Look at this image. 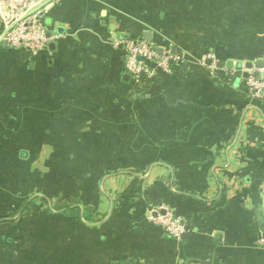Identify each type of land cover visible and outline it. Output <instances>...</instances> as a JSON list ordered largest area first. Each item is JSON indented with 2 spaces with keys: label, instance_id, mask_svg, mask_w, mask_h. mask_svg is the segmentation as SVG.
<instances>
[{
  "label": "crops",
  "instance_id": "crops-1",
  "mask_svg": "<svg viewBox=\"0 0 264 264\" xmlns=\"http://www.w3.org/2000/svg\"><path fill=\"white\" fill-rule=\"evenodd\" d=\"M37 13L42 52L0 46V264H264V0H0Z\"/></svg>",
  "mask_w": 264,
  "mask_h": 264
},
{
  "label": "built area",
  "instance_id": "built-area-1",
  "mask_svg": "<svg viewBox=\"0 0 264 264\" xmlns=\"http://www.w3.org/2000/svg\"><path fill=\"white\" fill-rule=\"evenodd\" d=\"M39 14L27 19H6L2 26L0 25V46L7 42L8 46L25 50L32 55L42 52L49 39ZM121 44L124 48V69L127 75L138 79L143 73L154 76L158 72H170L167 58L158 55L155 47L149 42L126 39L121 41ZM249 87L255 98L264 99V77H252L249 80ZM151 219L160 224L170 236L176 239L182 237L184 225L179 217L166 213ZM260 242L264 244V239L262 238Z\"/></svg>",
  "mask_w": 264,
  "mask_h": 264
},
{
  "label": "water",
  "instance_id": "water-1",
  "mask_svg": "<svg viewBox=\"0 0 264 264\" xmlns=\"http://www.w3.org/2000/svg\"><path fill=\"white\" fill-rule=\"evenodd\" d=\"M149 41V40H148ZM1 46H3V47H7L8 46V44H7V42H3L2 44H1ZM158 52L160 53V54H163V52H162V50H158ZM260 67H264V63L263 62H261L260 64ZM253 66H252V64H248V67L247 68H249V69H251ZM256 77H259L260 75H261V73L260 72H256L255 74H254ZM129 76V75H128ZM262 76L264 77V74H262ZM249 77V74H245V78H248ZM186 235V234H185Z\"/></svg>",
  "mask_w": 264,
  "mask_h": 264
}]
</instances>
